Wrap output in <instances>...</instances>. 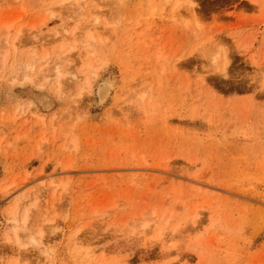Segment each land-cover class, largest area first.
Listing matches in <instances>:
<instances>
[{
  "label": "rangeland",
  "instance_id": "1",
  "mask_svg": "<svg viewBox=\"0 0 264 264\" xmlns=\"http://www.w3.org/2000/svg\"><path fill=\"white\" fill-rule=\"evenodd\" d=\"M0 218V264H264V0H0Z\"/></svg>",
  "mask_w": 264,
  "mask_h": 264
},
{
  "label": "bare ground",
  "instance_id": "2",
  "mask_svg": "<svg viewBox=\"0 0 264 264\" xmlns=\"http://www.w3.org/2000/svg\"><path fill=\"white\" fill-rule=\"evenodd\" d=\"M167 2L169 1V0H166ZM213 57V56H212ZM213 59V58H212ZM3 58H2V61H1V63H2V65L4 64L3 63ZM30 64V63H29ZM19 65V64H18ZM25 65V64H24ZM32 65H25V66H22V67H24L25 69L26 68H28V70H29V67L32 69V67H31ZM21 68V67H20ZM17 69V68H16ZM25 69H24V71H25ZM21 70H23V68L21 69ZM32 71V70H31ZM30 71V72H31ZM28 72V71H27ZM16 73V72H15ZM21 73V72H20ZM94 75H96V74H94ZM15 76V75H14ZM20 76V75H19ZM24 76V75H23ZM30 77V76H29ZM17 78V77H16ZM24 78V77H23ZM27 78V77H26ZM20 79V78H19ZM16 80V79H15ZM19 81V80H18ZM91 84V83H87V88H89V85ZM112 87H113V83L112 82H110V81H102V83L99 85V87H98V90H96L97 91V95L96 96H98L97 98L99 99L98 100V102L99 101H101V102H103L105 99H106V97L107 96H109V92H111L110 90L112 89ZM90 90H91V88H89V91L88 92H90ZM91 93V92H90ZM100 103V102H99ZM17 201V200H16ZM19 201V200H18ZM15 209H16V206L15 205H13L12 206V208L10 209V214L11 215H13V214H15L14 212H16L15 211ZM29 210V209H28ZM25 213H27V211L25 212ZM15 215H13L12 217H14ZM24 216V215H23ZM1 219V218H0ZM15 219V218H14ZM14 219L13 220H11L12 222H14L15 223V221H14ZM2 220V219H1ZM23 220H26L25 218L23 219ZM25 222V221H24ZM23 222V223H24ZM1 223V222H0ZM26 223V222H25ZM3 224V223H2ZM5 225V224H4ZM15 226V225H14ZM15 229V228H14ZM16 233H17V231H16Z\"/></svg>",
  "mask_w": 264,
  "mask_h": 264
}]
</instances>
